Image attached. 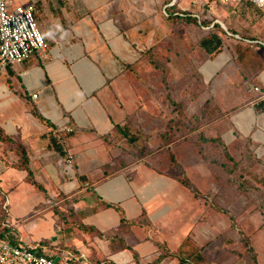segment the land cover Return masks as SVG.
I'll return each mask as SVG.
<instances>
[{"label":"crops","instance_id":"crops-1","mask_svg":"<svg viewBox=\"0 0 264 264\" xmlns=\"http://www.w3.org/2000/svg\"><path fill=\"white\" fill-rule=\"evenodd\" d=\"M172 1L9 0L10 9L33 7L48 50L0 70L1 241L76 261L70 264H221L191 256L185 246L155 245L138 223L160 184L153 170L138 175L137 156L124 143H133L125 125L128 65L136 61L130 49L139 27L159 26L160 8L166 16H186ZM209 5L220 8L212 24L229 38L254 42L228 30L236 26L231 17L264 9L249 2ZM254 70L263 71L264 87V65ZM253 248L255 264H264V246Z\"/></svg>","mask_w":264,"mask_h":264},{"label":"rangeland","instance_id":"rangeland-1","mask_svg":"<svg viewBox=\"0 0 264 264\" xmlns=\"http://www.w3.org/2000/svg\"><path fill=\"white\" fill-rule=\"evenodd\" d=\"M206 5L177 0L173 7L186 16L160 8L158 27L148 13L151 24L139 27L129 48L136 61L128 65L125 129L133 143H124L138 175L153 170L160 184L138 223L160 247L255 264L253 247L264 246V87L263 71L254 70L264 65V13L231 17L236 26L228 30L254 41L247 43L212 24L220 8ZM214 32L222 45L207 54L200 42Z\"/></svg>","mask_w":264,"mask_h":264},{"label":"built area","instance_id":"built-area-1","mask_svg":"<svg viewBox=\"0 0 264 264\" xmlns=\"http://www.w3.org/2000/svg\"><path fill=\"white\" fill-rule=\"evenodd\" d=\"M214 3L234 5L249 2L264 9V0H212ZM175 0L169 6H173ZM48 50L47 42L37 27L33 7L16 6L9 8V0H0V70L10 64H20L34 54L44 58ZM36 97V95H32ZM61 131H70L62 127ZM72 157L66 158L70 167ZM6 207V206H5ZM34 248L21 244L10 245L0 240V264H70L73 259L55 260L34 253ZM82 264H86L85 262Z\"/></svg>","mask_w":264,"mask_h":264},{"label":"trees","instance_id":"trees-1","mask_svg":"<svg viewBox=\"0 0 264 264\" xmlns=\"http://www.w3.org/2000/svg\"><path fill=\"white\" fill-rule=\"evenodd\" d=\"M175 5V4H174ZM222 45V38L217 33H211L208 37L204 38L200 42L201 48L207 54L218 53ZM201 257H198L200 259Z\"/></svg>","mask_w":264,"mask_h":264}]
</instances>
